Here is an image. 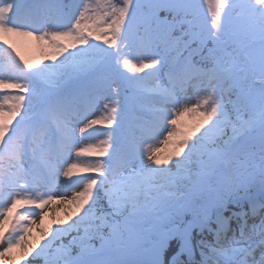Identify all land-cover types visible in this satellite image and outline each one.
Instances as JSON below:
<instances>
[{"label":"snow or ice","instance_id":"6c2138e0","mask_svg":"<svg viewBox=\"0 0 264 264\" xmlns=\"http://www.w3.org/2000/svg\"><path fill=\"white\" fill-rule=\"evenodd\" d=\"M0 264H264V0H0Z\"/></svg>","mask_w":264,"mask_h":264},{"label":"rangeland","instance_id":"374dc122","mask_svg":"<svg viewBox=\"0 0 264 264\" xmlns=\"http://www.w3.org/2000/svg\"><path fill=\"white\" fill-rule=\"evenodd\" d=\"M186 120L188 118H185ZM156 146L163 148V145L157 144ZM91 159H95V158H91ZM89 158H84V162H88ZM72 161H69V163H71ZM63 179V178H62ZM62 191V189H60ZM62 205H51L49 206V208H45V211H51V215L49 217H46L45 219V224L49 223L53 218H55L58 214L59 215H63V213L60 211V209L62 208ZM34 219L36 220L37 224L40 223V219H39V215L35 216ZM41 231V229H37L36 232L34 233L35 236L39 235V232Z\"/></svg>","mask_w":264,"mask_h":264}]
</instances>
